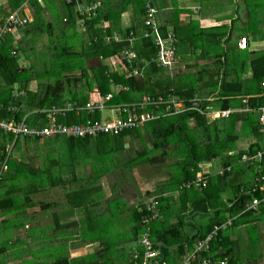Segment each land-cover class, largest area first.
Instances as JSON below:
<instances>
[{
  "label": "trees",
  "instance_id": "16d2710c",
  "mask_svg": "<svg viewBox=\"0 0 264 264\" xmlns=\"http://www.w3.org/2000/svg\"><path fill=\"white\" fill-rule=\"evenodd\" d=\"M148 1L158 9L156 20L162 36H166L167 32L171 30L178 39L177 43L183 40L185 34H187L190 39L189 46L196 43L194 41L197 37H191L192 29H188L191 31L185 30L184 27L188 24L179 19V14L183 10L181 7H178V0H61L65 18H62L60 15L52 17L55 21L57 20L61 26L55 31L52 30V19H50L51 23L47 24L49 26L48 29L40 27V32L47 30L46 32L49 35V41L52 45L45 48L51 59L50 63H48L49 61L46 62L48 65L47 69L44 70L43 77L39 78L38 73H33L31 76H25L23 74V72L29 68L28 63L25 62V66L23 67V62L18 60L17 54H12V50L15 49L13 43L15 39L9 32L4 34L0 41V120L14 119L19 122L24 121L29 128L33 127L40 129L49 123V118H47L43 108L52 105L60 106L66 102H71L74 107L67 111L64 116L59 117L58 121L69 124L80 123L86 119H98L93 117V115L99 111L95 110L90 113L82 108L84 104L93 97L94 88H97L100 94L103 95L108 92L112 93L111 98L106 104L139 102L142 94L157 97L158 95L166 96L171 92L174 96H177L184 106L189 107L187 110L177 113H173L172 110H169L163 113L165 111L164 105H160L157 109L148 105L143 109L144 111L152 112L156 115L155 118L147 121L143 127H145L147 133L152 138L153 149L158 151L161 150L160 156H150L149 149H142L135 150L134 157L130 154L131 157L129 160L125 155L123 157L126 167H130L132 164L161 162V160L165 158L164 149H166L167 146L169 147L171 143L175 144V142L178 143L184 140L187 143L185 145L187 155L184 157L186 162H182L183 166L181 165L180 171L176 173L175 176L171 174L166 181L157 187L159 193H157L156 196L160 203V208L163 210V206L167 207V201H165L163 193L171 188H176L180 192V199L183 198L190 202L191 213L207 214L209 209L216 208L214 210L215 218H212L205 228H203L202 225L199 226L201 229L198 231L200 236L199 234L198 237L196 235L193 237L190 236V239L187 238L185 243L182 241L185 234L184 231L180 229V224H173L172 226L166 225L162 227L161 230L159 228L155 229L152 226V238L160 247L163 260L172 262L175 261L176 256L178 258L185 255L187 252L184 246L185 244L191 247L196 237H202L210 232L214 224L218 225L223 223L224 220L220 217L223 214L228 213L229 216L244 215L245 217H250L263 207L264 204L255 210H244L246 201L263 195L258 186L246 191H236L234 194L235 201L229 206H213L211 203L212 191L216 189V186L218 188V182L215 181L213 177H208V184L203 189L180 187L183 181L194 177L196 171L199 169L198 163L200 161L218 157L220 154L225 155L223 153L228 150L229 143L231 140H235V137L231 138L230 135H228V125H225L224 129L221 130V134H218L220 136L215 135L216 133L214 132L215 136L208 134L210 137L205 136L198 139L199 136L197 137L192 133L199 129L198 125L201 124L202 128L199 129L201 130L199 131V135H202V132L206 130L204 127L206 123V116L203 112L204 108H202V104L198 105L196 109L190 108L193 101L190 98L194 97L193 94L196 92L195 85H181L185 78L180 77L179 73L176 71V67L173 69L174 73H172L173 71L170 72L168 69L166 70V67L156 62V60H153L158 48L151 36H144L146 30L149 29L143 22L145 5ZM96 2H99V5L89 11V16L85 15V13H87L86 7ZM81 10L84 12L81 13ZM125 11H130V24L127 27H122L120 20L122 13ZM7 15L8 12H0V26L4 24ZM41 18L42 13L40 12V20ZM38 19L39 17L37 16L34 21ZM104 22L107 23L106 27H103ZM28 31L29 30H22L20 39L23 34L28 33ZM115 33L120 35V41H115L113 39ZM76 38L80 39L78 48L74 47V39ZM137 40L138 43L134 44ZM59 41L61 43H59ZM179 45L180 44H178V47ZM129 51L136 54V58L133 60L131 59V67H136L139 70L146 68L145 73L142 72L143 75L126 76L125 70L131 69L128 65L131 60L127 62L125 57L126 53ZM177 54L176 52V57L179 56L182 57L183 60L186 59L182 56L184 52L183 54L181 52L179 55ZM107 57H110L111 59L109 60L111 61L113 58L115 65L123 69L125 68V70H123V72L118 71V69H114L113 65H111V68V66L105 62ZM92 58L98 59L99 64L87 68L84 61ZM143 61H147V63ZM258 61H260V63H256L255 66L260 68V72L258 74L253 72L252 78L259 80V82L256 83L259 89L257 90V87L255 89H244L249 94L253 91L259 92L261 89L259 85L264 78V60ZM176 62H174V66ZM254 70L257 69L254 68ZM75 71H79V74L76 75ZM182 71H186L185 66ZM34 79L37 81L36 88L31 87ZM243 80L245 79H241V74L238 73V79H235V83L237 81L242 82ZM227 84H230V82L227 81V77L223 70V73L221 72L219 90H215L214 93L220 97H226V105L224 107L231 105L232 97L244 94V92H242L244 90L235 92L229 89ZM15 87H17V92L23 90L24 93H18L16 95L13 92ZM124 87H127V89H124ZM249 98H251L250 100H255V98ZM258 99L260 102L264 99V96ZM254 104L255 101L251 105L254 106ZM9 105L17 106L18 111H8ZM248 116V114L242 113L240 119H247ZM190 121H193V125H189ZM138 129L125 130L115 136L108 134L75 138L64 136L67 148L71 153L73 152V154H75L71 162L68 163L72 168L69 171L71 175H68V171H63L64 166H62L49 185L59 186L69 203L89 213L94 205L100 206V202L95 198L94 193H99L102 189L100 182L102 173L93 170L92 174L88 172L85 174L84 171L86 168L84 167L83 169H73L74 162L83 156L81 154L82 152H80V156H77V151H75V149L85 147V144L91 139H95L96 142L100 141V143L95 144L98 155H107L111 152V149L106 150L102 143H105L106 146L111 140L110 137H114L117 142L114 150H116L117 153L125 148L123 143L124 137L127 135H133L134 137L138 136ZM57 136H63V134L55 133L41 137L39 135L16 134L11 131H3V129H0V165L6 162L9 166V169L0 179V184L3 188H6L0 199L1 210L5 211L12 208L10 204L13 195L20 197V192L24 189L20 184H14L18 181L19 174L16 168L13 170L10 168L12 162H20L13 154L18 141L23 140L20 144H23V151L27 152L28 139L35 141L44 139L49 143V139L56 138ZM76 142L81 145L76 146ZM6 146H8L7 150ZM254 149L255 148H252L250 153L257 150ZM16 152L21 154L22 149L18 148ZM242 154V151L229 154L228 150L226 157L228 161L229 158H231V162L232 158H239ZM98 155L94 156L95 159L93 158L95 162L93 166L101 163L98 159ZM51 161H53V164H58L54 159ZM187 161L189 162L188 164ZM89 164L92 165V162ZM49 165L47 164L45 167L48 172L52 173L50 168L51 165ZM87 167H89V165ZM33 174L34 172L30 170L25 176L28 178V176H32ZM47 178L48 175H46V178L44 177L45 180ZM219 191L220 189L218 188V192ZM147 193H149V191ZM49 205L51 206V203L43 204V202H40L41 208H46ZM183 207L185 206H181L180 210L183 209ZM140 216L141 212L135 214L136 220L139 221L137 226L138 233L142 226L140 223ZM225 239L220 229L217 232V236L211 241L209 251L202 255L209 254L212 263L226 257L228 259V264H235L237 260L232 256L234 252L233 250H229V244L225 242ZM172 245L175 246L174 253L169 251V247Z\"/></svg>",
  "mask_w": 264,
  "mask_h": 264
},
{
  "label": "crops",
  "instance_id": "0c3cea01",
  "mask_svg": "<svg viewBox=\"0 0 264 264\" xmlns=\"http://www.w3.org/2000/svg\"><path fill=\"white\" fill-rule=\"evenodd\" d=\"M221 3L225 10L222 15L218 13ZM205 4L210 5L208 6ZM178 7H181L183 10L179 14L180 21L188 24L184 27L185 30L192 29L191 37H197L194 41L196 42L194 44L195 54L191 55L189 60H183L182 57L177 56V62L174 66L180 77L185 78L181 85H195L196 92L193 94L194 97L190 99L195 101L198 105L202 104V108H204L203 112L206 116L204 127L206 130L202 132V135H199V131H201L199 129L202 128V124L198 125L199 129L196 130L197 133L194 135H198V139L205 136L210 137L208 134L215 136L224 129L225 125L234 124L235 130L238 129L239 131H234V135L228 131V135H230L231 138L235 137V140L233 139L229 143V154H235L237 151L252 154L253 152L250 153L252 148L256 150L264 146V123L262 124L261 122V108L264 107V99L260 102L258 99L264 96V78L259 85L261 87L259 92L253 91L249 94L244 89H255L257 87L256 83H258L259 80L252 78V75L253 72L257 74L260 72V68L256 67L255 64L260 63L258 60H264V54L257 53L259 46L264 50L262 47L264 46V40L255 41L253 29L249 25L242 26L241 28L237 27L236 24L240 18V14L237 9H234V12H232L233 1L231 0H182L178 4ZM15 10L23 12L29 17L30 21H32L36 14H40V12L42 15L48 17H57L60 15L63 18L65 14L61 0H0V12H8L9 14ZM129 12L130 11H125L121 15L120 23L122 27H127L130 24ZM251 14L252 12L249 13V15L247 13L244 14V17H246L245 22L250 21ZM240 36H246L248 40L246 49H240L238 47V38ZM189 40V37L185 34L182 41L188 53L192 51V47L189 46ZM178 44H180V42L177 43V48ZM111 62V64L115 66V61L112 60ZM184 66L186 67V71H182ZM254 68L257 70H254ZM145 70L146 68L143 69V73H145ZM223 70L227 77V81L230 82V84H227L229 89L235 92L244 90L242 91L244 92L243 95L232 97L231 105L228 107H224L226 105V97L223 98L214 93L215 90H219L220 77ZM172 73H174V71ZM238 73L241 74V79L245 80L235 83V79H238ZM258 89L259 87H257V90ZM175 97L178 101H181L177 96ZM249 97L255 98V100H250L251 98ZM254 101L255 104L253 106L251 104ZM222 110H229L228 115H219L218 112ZM254 111H257L258 114L255 123L252 121V112ZM164 112H166V110ZM242 113L248 114V118L240 119ZM218 120L221 122L217 123ZM189 125H193V121H190ZM214 132L216 133L215 135ZM186 144L185 140L178 143L175 142V144L171 143L169 147L167 146L166 149H164L165 158L161 160V162L132 164L130 167H126L123 160L124 155L127 158L125 154V149H127V147H125L124 150L118 151L122 152V160H120V157L116 154L115 163L117 169L121 168V171H128L130 174L128 178L133 174L131 178H133L134 181L143 179L140 178V176L137 178L136 170H141L143 175L148 173L149 177L144 179L147 182L144 186L138 183L137 187H129L126 181L127 179L118 181L117 178V180L113 179L110 182L111 185L108 187L109 190H106L103 187V183L100 181L102 189L98 194L105 192L104 197L99 196L97 198L100 202L99 211H93V206L89 213L69 203L62 191V203L53 206L49 205V207L53 208V215L51 216L50 214L51 221H49L50 223H54L52 227L43 230V224L40 221V251H24V254L20 255L17 250H12L11 246H13L16 241L19 242L21 237L24 238L26 246L29 243L27 241L26 232L28 226L26 223H20V227L18 226V229L13 230L14 236L5 240V242L10 245L11 252L7 250L6 246L0 248V256L3 255V260L0 261V264H20L21 262L27 264L29 260H31L30 264H40V256L51 258V260L44 264H132V252L137 247L139 234L142 230L141 226L138 233L137 226L139 221L136 220L135 214L137 212H141L142 214L141 207L150 197L157 198L156 195L159 193L157 190L158 185L166 181L171 174L175 176V174L180 171L181 165L183 166L182 162L185 161H180V158L181 156L186 157L187 155L185 150ZM146 149H149L150 156L158 157L161 154V150L158 151L153 149V143L152 147L149 146V148ZM228 150L223 153L225 155L220 154L221 157H219V161L216 165H213L212 162L216 157H212L208 160L205 159L198 163V170H203L207 177H213V179L218 182L220 191L218 192L216 186V189L212 191L213 195H211V203L213 206H229L235 201L234 194L236 191H246L257 186L258 173L256 165H245L240 161V157L236 159L232 158L231 162V158H229L228 161L226 157ZM134 153L135 151L132 153L127 149V154L129 156L127 159L129 160L131 155L134 157ZM188 163L187 161V164ZM227 167L230 169L227 170ZM8 169L9 166L7 165L1 177ZM222 170L223 172L221 173ZM116 185H118V187ZM0 188L2 189V193L0 194L1 199L4 189L6 188H3L1 184ZM41 189H43V187L40 188V190ZM144 189L146 190L143 193ZM23 191H25V189L20 193ZM148 191L149 193H147ZM163 194L165 201H167V207L163 206L160 216L152 223L153 228H159L160 230L166 225L172 226L173 220L177 219V216H172L174 213L169 216L167 209L170 207L171 202H176L180 199V192L176 188L166 190ZM115 195L122 196L123 203L131 209L132 212L129 213L130 224L126 222L125 227L122 228L120 226L122 230L125 232L128 230V232L121 235V237L114 238V236L111 235L109 227L111 223L104 226L102 221L98 222V216L107 212L104 208L109 207L111 199V203L114 202ZM146 196H148L147 199L144 198ZM44 198L49 199L47 195H45ZM180 202H182L181 205L185 207L181 210L180 205L177 207L178 212H181L180 215H178V220L186 218V223L191 222L194 225L191 226L192 228L187 227V229L185 228L184 230L183 224L179 221L176 222L180 224V229L184 231L185 235L182 241L185 243L186 239L190 236L193 237L196 235L198 237V231L201 230L199 226L202 225L203 228H205L212 218H215L214 210L216 208L209 209L207 214L191 213L190 202L183 198H181ZM262 204H260L258 208ZM40 209L43 210L44 208ZM8 210L9 209L3 211L0 209L1 228H4V222L9 219V216L6 214L10 211ZM23 213V210L16 211L14 216L19 217V215ZM120 213H126V211L121 210ZM220 217L224 221L228 218L232 219L231 225L221 229V231L226 238L225 242L229 244V250H233L234 252L232 256L237 260L235 264H239L238 260H245L241 254L242 241L250 240L254 245L253 248L256 247L259 251L264 252V206L250 217H245L244 215L229 216L228 213ZM110 222H112V220ZM203 222H206L205 225ZM247 228L254 229L255 238L251 237L250 232H247ZM60 247L63 248V255L59 257L54 256L56 250ZM174 247L173 245L169 247L171 253H174ZM183 256L178 258L176 256V259L180 260ZM260 259H262V264H264V256L246 261L250 264H260ZM211 264H218V260ZM226 264H228L227 258Z\"/></svg>",
  "mask_w": 264,
  "mask_h": 264
},
{
  "label": "rangeland",
  "instance_id": "374dc122",
  "mask_svg": "<svg viewBox=\"0 0 264 264\" xmlns=\"http://www.w3.org/2000/svg\"><path fill=\"white\" fill-rule=\"evenodd\" d=\"M181 1L182 0H178L177 4L180 3ZM231 1H233L232 12H234V9H237L238 13L240 14L239 16L240 18L236 24L237 27L241 28L242 26L249 25L253 29L254 40L255 41L264 40V0H231ZM205 5L209 6L210 4H205ZM223 12H225V10H224V6L221 3L219 5L218 13L222 15ZM251 12L252 14L250 17V21L245 22L246 17H244L245 16L244 14L247 13L249 15V13ZM37 16L39 17V19L37 21H34V19L37 18ZM63 18H65V14L63 15ZM50 19H52V23ZM32 20L33 21H31L26 26L14 28L13 30H11L10 34L15 39L13 40V43L17 51L18 60L23 63L25 62L28 63L29 68L28 70H25L23 74L25 76H31V74L33 73H38V77L40 78V77H43L42 75L44 74V70L47 69L48 64L46 62L49 61L48 63H50V59H51L50 55L47 54L45 48L50 47V45H52L49 41L50 38L46 32L47 30L44 32H40V27L48 29L49 26L47 24L51 23L52 30L55 31L61 25L57 22V20L55 21V19H53L52 16L48 17L46 15H42V18L40 20V14H36V16ZM22 30H25V31L29 30V31L28 33H24L22 38L20 39ZM74 40H75L74 47L78 48L80 39L76 38ZM59 43L61 42L59 41ZM137 43H138V40L134 42V44H137ZM184 45L185 44L183 41L180 42L178 51L176 48V52L178 53L177 55H179L180 52L182 54L184 52L183 56L186 58L185 60H189L190 56L195 54L194 45L191 46L192 51H190V53L187 52L186 46ZM262 47L264 48V46ZM258 49H259L257 51L258 54H264V50L260 48V46L258 47ZM109 59L111 58L107 57L105 59V62L106 64L111 66L112 62ZM84 62L87 68L99 64V60L96 58L88 59V60H85ZM113 67L117 68L118 66H113ZM75 74L78 75L79 71H75ZM31 87L33 88L37 87V81L35 79L33 80ZM143 95L145 94H142L141 96ZM93 117H96L101 120H108L112 117V113L109 107H105L98 113L94 114ZM257 118H258L257 111L252 112V121L254 123L257 120ZM220 122L221 121L219 120L217 121V123H220ZM227 131H229L230 133L234 135V131L237 132L239 130L238 129L235 130L234 124H228ZM138 132H139L137 134L138 136L136 137H134L133 135H127L123 139V143L125 147H127L129 152L131 151L133 153L135 150H139L142 148L146 149V148H149V146L152 147V138L147 133V130L145 129V127L143 126L139 127ZM192 133L196 134L197 132L194 131ZM110 139L111 140L108 142L106 146H105V143H102L106 150L111 149V152H109L107 155H98L95 144L100 143V141L96 142L95 139H91L87 144H85L86 145L85 147L76 148L75 149V151H77L76 155L80 156V152H82L81 154L83 156L74 162L75 164L73 165V169H76V168L83 169L84 167L86 168V170L84 171L85 174H87V172L89 174H92L93 170L98 171L99 173H102L103 175L100 181L103 183V187L106 190H109L108 187L111 185L110 182L113 179L117 180V178H118V181L127 179L126 181L129 184L128 185L129 187H132V186L137 187L138 183L144 186L147 183L146 180L144 179L149 177L148 173H146V175H143L141 170H136L137 178H139L140 176V178H143V179H138L134 181V179L131 178L133 174L128 178V176L130 175L128 171H121V168L117 169L116 163H115L116 154L120 157V160H122L121 158L122 152L116 153V150H114V147L116 146V143H117L116 139L114 137L112 138L110 137ZM49 140L50 142L48 143L44 139H41V141L39 140L35 141L32 139H28L27 140L28 141L27 142V148H28L27 152L23 151V144H20L22 143L23 140H19L13 151L14 157L18 158V160L20 161L19 163L14 161L12 162L10 166L11 170L16 168L19 174L18 181L15 182L14 184H17V183L20 184L25 189V191L20 193V197L13 195V198L10 204L12 208H10L9 209L10 211L8 210L9 212L6 213L9 216V219L8 221L4 222V228L0 227V248L3 246H6L7 250L11 252L10 245H8L5 242V240L14 236L13 230L18 229V226L20 223L21 224L26 223L28 226V228H26L27 241L29 242L28 245L27 246L25 245L24 238L21 237L19 242L16 241V243L13 246H11L12 250L13 249L17 250L20 255L24 254V251H29V252H34L36 250L40 251V221L43 224V228H42L43 230H47L48 228L52 227V225L54 224V223L49 222L51 221L50 214L51 216L53 215V210H52L53 208L47 206L46 208L48 209L44 208L43 210H41L40 202L41 203L43 202L44 204L48 201L47 203H51L52 206L62 203L63 192L61 188L59 186L49 185V183L54 178L55 174L56 175L58 174L60 167L64 166L63 171H68V172L70 171V169H72L68 165V163L71 162L72 157L73 155L75 156V154H73V152L71 153L70 150L67 148L64 136H57L56 138H51ZM78 144L79 143L76 142V146L81 145V144L79 145ZM18 148L22 149L21 154L19 152H16ZM96 155L99 156L98 159L101 161V163L98 165L96 164V166H93L95 164L94 156ZM219 157H221V155L216 157L212 161L213 165H216L218 163ZM53 159L58 162L57 165L53 164V161H51ZM182 160H184V156H181L180 161ZM91 162H92V165L89 164ZM47 164L51 165L50 168H51L52 173L47 171V168L45 167V165ZM88 165L89 167H86ZM30 170H32L34 174L32 176H28L27 178L25 175L28 172H30ZM76 171L80 172L79 170H76ZM46 175H48V178L45 180L44 177L46 178ZM68 175H71L70 172L68 173ZM116 186L118 187V185ZM41 187H43V189L40 190ZM145 190L146 189L143 190V193L145 192ZM1 193H2V189L0 188V194ZM104 193L105 192L100 193V194L94 193L95 198H98L99 196L104 197ZM45 195H47L49 199H45L44 198ZM148 196H151V195H148ZM148 196L144 198L147 199ZM114 198H115L114 202L111 203L112 201L111 199L109 203V207L104 208L107 212L102 214L101 216H98L99 218L98 222L102 221V224L104 226H107L108 223H111V225L109 226L111 230V235L114 236L115 238V237H121V235L128 232V230H126L125 232L124 230H122V228L126 226V222H129L130 224L129 213L132 211L123 203L122 196L115 195ZM180 201L181 199H179L176 202H171V205L167 209V212L169 216L172 213H174L172 216L174 215L177 216V219L173 220V224L177 225L176 222L179 221L180 223L182 222L184 230L185 228L187 229V227L192 228L191 226H194L193 223L191 222L186 223V220H185L186 218L178 220L179 219L178 215H180L181 212H178L177 207L179 205L182 206L181 205L182 202ZM99 207L100 206L94 205L93 211L98 212ZM20 210H23L24 213L20 214L19 217L14 216V213ZM121 210H125L126 213H120ZM114 215H117V216H114ZM172 219H175V218H172ZM111 220L112 222H110ZM152 223H151L150 234H151V239L153 240L152 233H151ZM205 223L206 222H203L204 225ZM112 225L115 227H113ZM253 230L254 229L247 228V232H250L251 237L255 238ZM253 246L254 245L252 241L250 240L242 241L241 254L245 260H238L239 264H250L246 260L257 258V257L260 258V256H264V252L259 251V249H257L256 247L253 248ZM134 250L141 251L139 242H137V247ZM62 255H63V248L60 247L56 250V253L54 254V256L59 257ZM1 260H3V255L0 256V261ZM49 260H51V258L40 256V264H44L45 262ZM30 262L31 260H29L27 264H30ZM20 264H25V262H21ZM260 264H262V259H260Z\"/></svg>",
  "mask_w": 264,
  "mask_h": 264
},
{
  "label": "built area",
  "instance_id": "2783aa9c",
  "mask_svg": "<svg viewBox=\"0 0 264 264\" xmlns=\"http://www.w3.org/2000/svg\"><path fill=\"white\" fill-rule=\"evenodd\" d=\"M99 5V2L93 3L90 6H87V13L85 15L89 16L90 10L94 9ZM82 7L81 5H79ZM84 11L81 10V13ZM158 9L151 4L149 1L145 5V15L143 18L144 24L149 28L144 33V36H151L157 46L158 50L154 56L153 60L159 62L162 66L166 67L168 70L174 68V62L177 58L176 54V44L178 39L175 37V34L170 30L167 32L166 36L160 34L158 23L156 20ZM28 21L27 17L22 16L18 12L10 13L4 24L0 26V39L2 35L8 31L13 30L14 28L21 27L26 24ZM107 23H103V27H106ZM134 38V37H132ZM115 41H120L121 37L119 34L115 33L113 35ZM248 40L246 36H240L238 38V47L240 49H246ZM12 54H17L15 49L12 50ZM126 60L129 62L131 59L136 58V54L132 51L126 53ZM128 64L131 67V62ZM147 63V61H143ZM25 66V63H22ZM116 66V65H115ZM118 71L123 72L125 68L117 67ZM126 76L133 75H143V70H139L136 67H131V69L125 70ZM18 86V85H17ZM119 86V85H118ZM120 87V86H119ZM17 87L14 88L13 92L17 95L18 93H24L23 90L17 92ZM127 89V87H124ZM94 95L88 100L82 107L87 112H94L95 110L101 111L105 107H109L112 113V117L108 120L101 119H86L80 123H62L58 121L59 117H62L66 114L67 111L71 110L74 105L71 102H66L63 105L56 106L52 105L50 107L43 108V111L46 112L47 118H49V123L40 129L29 128L24 121L11 120H0V129L3 131H11L16 134L22 135H35V136H49L52 134H63L65 137H84V136H96L98 134H108L115 136L120 134L125 130H132L143 126L147 121L156 117L152 112L144 111L143 109L150 105L154 108H159L160 105H164L166 111L172 110L173 113L181 112L187 110L189 107L183 106L181 101H178L176 97L170 92L166 96L158 95L151 96L145 94L140 97L139 102L132 103H117V104H106V102L111 98L112 93L108 92L105 95L100 94L97 88L93 89ZM171 104V106H170ZM183 106V107H182ZM198 104L195 101H192V106L190 108L196 109ZM262 116L261 122L264 123V107L261 108ZM8 111L16 112L18 107L15 105H9ZM165 113V112H163ZM229 110L219 111V115H228ZM8 146H6V150ZM240 161L245 165H256L257 167V186L260 191L263 193L261 197L253 198L252 200L246 202L244 205V210L257 209L258 206L264 203V146L258 148L252 154L243 153L240 156ZM7 168V163L3 162L0 167V178L1 174ZM230 168L227 167V170ZM223 170L221 171V173ZM208 184V177L206 176L203 170H198L194 177L186 179L181 183L182 188H199L203 189ZM141 224L142 230L139 234L138 242L141 248V251L132 252V264H211V256L203 253L209 251L210 243L217 235V232L220 229H224L231 225L232 219L228 218L221 224H214L213 229L205 234L202 237L195 239L191 247L185 244V249L187 252L182 259L167 262L163 260V255L160 250V247L156 244L155 241L151 239V223L156 220L161 213L160 203L156 197H150L144 205L141 207ZM218 264H226V258H223L218 261Z\"/></svg>",
  "mask_w": 264,
  "mask_h": 264
},
{
  "label": "clouds",
  "instance_id": "9594fccd",
  "mask_svg": "<svg viewBox=\"0 0 264 264\" xmlns=\"http://www.w3.org/2000/svg\"><path fill=\"white\" fill-rule=\"evenodd\" d=\"M14 12H18V13H20L22 16H24V17H27V18H28V21H27V23H26V24H24L23 26H26L28 23H30V22H31V21H30V19H29V17H28V16H26V15H25L23 12H21L20 10H15ZM10 13H12V12H10ZM10 13H9V14H10ZM9 14H8V15H9ZM8 15H7V16H8ZM6 18H7V17H6ZM32 21H33V20H32ZM23 26H21V27H23ZM17 28H19V27H17ZM8 32L10 33L11 31H8ZM8 32H6V33H8ZM6 33H4V34H6ZM4 34H3V35H4ZM3 35H2V37H3ZM2 37H1V39H2ZM1 39H0V41H1ZM23 67H24V66H23ZM173 69H174V68H173ZM173 69H172V70H173ZM172 70H170V71H172Z\"/></svg>",
  "mask_w": 264,
  "mask_h": 264
},
{
  "label": "water",
  "instance_id": "95a60500",
  "mask_svg": "<svg viewBox=\"0 0 264 264\" xmlns=\"http://www.w3.org/2000/svg\"><path fill=\"white\" fill-rule=\"evenodd\" d=\"M125 154L127 155V158H129L128 154H127V149H125Z\"/></svg>",
  "mask_w": 264,
  "mask_h": 264
}]
</instances>
